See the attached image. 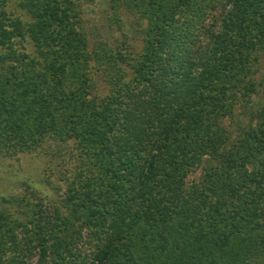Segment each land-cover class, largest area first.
<instances>
[{"label":"trees","instance_id":"1","mask_svg":"<svg viewBox=\"0 0 264 264\" xmlns=\"http://www.w3.org/2000/svg\"><path fill=\"white\" fill-rule=\"evenodd\" d=\"M263 63L264 0H0V168L57 174L7 172L0 264H264Z\"/></svg>","mask_w":264,"mask_h":264},{"label":"rangeland","instance_id":"2","mask_svg":"<svg viewBox=\"0 0 264 264\" xmlns=\"http://www.w3.org/2000/svg\"><path fill=\"white\" fill-rule=\"evenodd\" d=\"M10 6L12 7V10L14 12V16L18 17V15H21L22 18L29 22L32 20L31 17L20 7L18 1H13L10 3ZM91 7V6H90ZM11 9V8H10ZM102 11H99L97 9V12H92L94 9L91 7L89 8V15L87 17L91 20V23L94 25H100L102 27L103 34H109L110 32H106V26H107V13H105L106 4L101 6ZM96 10V9H95ZM25 44V43H24ZM27 46L32 50V43L26 42ZM25 44V45H26ZM262 74H264V63L262 66ZM5 165L0 168V188L5 186V183H7V172L16 170L20 173H24L27 176L31 177L32 179H43L46 178V176H50L51 181L53 182V185H57L54 181L56 180L57 174L56 171L53 170L49 163L48 158L42 156V154H27L23 155L20 160H7L4 161ZM3 163V164H4ZM4 176V177H3ZM2 189V188H1ZM52 190V189H51ZM49 191L47 188V192H51L56 194L54 190Z\"/></svg>","mask_w":264,"mask_h":264}]
</instances>
